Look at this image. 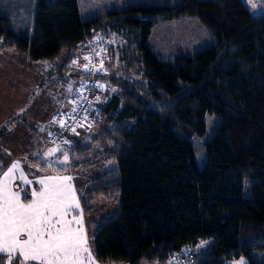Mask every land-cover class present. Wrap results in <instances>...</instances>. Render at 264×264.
<instances>
[{
	"label": "trees",
	"instance_id": "16d2710c",
	"mask_svg": "<svg viewBox=\"0 0 264 264\" xmlns=\"http://www.w3.org/2000/svg\"><path fill=\"white\" fill-rule=\"evenodd\" d=\"M186 15L197 16L214 43L160 59L149 44L153 27ZM108 32L123 41L114 44ZM94 39L106 43L97 120L71 133L65 148L43 146L58 150L34 161L54 162L58 173L66 165L95 169L80 198L88 216L100 203L117 202L113 212L92 217L96 258L168 264L208 241L194 264L241 256L264 264L251 257L264 250V11L252 14L243 0H178L84 19L78 0H0V48L26 52L31 63L65 68L76 60L84 77L83 50ZM207 113L219 121L200 167L191 136L205 133ZM91 127L97 131L84 142ZM102 162L107 167L98 171Z\"/></svg>",
	"mask_w": 264,
	"mask_h": 264
},
{
	"label": "rangeland",
	"instance_id": "374dc122",
	"mask_svg": "<svg viewBox=\"0 0 264 264\" xmlns=\"http://www.w3.org/2000/svg\"><path fill=\"white\" fill-rule=\"evenodd\" d=\"M176 1L178 0H78V3L82 18L87 19L130 5H170ZM243 1L254 15L264 11V0ZM108 33L109 39L114 44H119L123 41L121 35L117 36L114 33ZM104 34L107 35V33ZM214 41L215 38L210 30L195 15L160 21L153 27L149 38L151 49L160 59L165 61L174 60L179 54H194L211 45ZM29 62L26 52L18 50L5 51L0 48V128L6 126L3 131L4 134L0 137V180L4 179V173L13 164H18L19 167L13 172V177L15 178L11 180V186L14 191L26 189L30 195L32 189L40 191L39 180L42 178L70 176L72 178L70 183L75 189L79 208L73 207L67 218L71 219L73 216L79 218L82 215L88 247L91 249L94 260H97L95 259L93 243L94 226L91 221L92 217L100 218L113 212L118 208L117 202L105 201L106 204L100 203L97 212H94L92 216H88L83 211L80 198L88 186L87 181L92 176V171L95 169L81 164H79L81 165L80 167L71 168L66 165L68 160L61 163L64 161V158H61L57 163L61 167L66 165L67 169L58 173L54 162H48L45 167H42L40 163L34 161L35 157L47 158V156H50L48 155V150L42 147L37 148L35 145H41L40 142L43 135L48 133L49 127H52V122L49 120L50 117L54 120L57 113L62 111L61 107L57 106V103H59L60 98H66V95L72 89L77 88V80L71 77L70 72H65V78L63 79L64 74H62L60 67L56 68V65H52L50 61L32 63L34 65ZM73 65L76 64L71 62L72 71L75 70ZM116 67H118V64L112 68L113 72ZM104 81L105 87H107L108 80L105 79ZM106 91L102 100H106ZM109 91L113 92L114 87H111ZM205 118L207 122L205 133L191 136L195 148L196 161L200 167H203L206 161L205 141L212 135L214 127L219 121V117L215 114L207 113ZM53 125H55V122H53ZM96 127H91L90 131L83 135L85 136L84 142L90 143L91 136L97 131ZM52 149L57 148L53 147ZM48 165H52V167L55 165L56 171L50 170L51 168ZM106 167L107 164L102 162L98 165V171L104 170ZM21 172H23L27 180L32 181L31 184H27L20 179ZM23 195L25 193L22 191L21 201L23 203L31 202L32 197L24 199ZM243 195L245 197L250 195L249 179H246L244 183ZM100 207L102 208L100 209ZM73 227H77V225L74 224ZM207 244L208 241L199 242L197 248H203ZM251 257L256 261L264 262V250H252ZM241 260H243V264H248L249 258L241 256L236 259H226L222 264H240ZM116 263L124 264L120 261ZM2 264H8V254H4ZM12 264H18V262L13 260ZM31 264H35V262H31Z\"/></svg>",
	"mask_w": 264,
	"mask_h": 264
},
{
	"label": "snow or ice",
	"instance_id": "6c2138e0",
	"mask_svg": "<svg viewBox=\"0 0 264 264\" xmlns=\"http://www.w3.org/2000/svg\"><path fill=\"white\" fill-rule=\"evenodd\" d=\"M55 151L57 149H50L48 155ZM67 160L65 155L61 163ZM18 167L13 164L0 180V264L4 254H8V264L13 260L18 264H95L82 215L67 218L73 207L79 208L75 189L70 183L72 178L40 179V191L32 189V200L25 204L21 201V192L28 195L27 190L14 191L11 186V180L15 178L13 172ZM20 179L32 183L23 172ZM74 224L77 227H73Z\"/></svg>",
	"mask_w": 264,
	"mask_h": 264
},
{
	"label": "built area",
	"instance_id": "2783aa9c",
	"mask_svg": "<svg viewBox=\"0 0 264 264\" xmlns=\"http://www.w3.org/2000/svg\"><path fill=\"white\" fill-rule=\"evenodd\" d=\"M86 44L83 50L84 57L89 58L85 59L86 76L80 78L77 88L69 96L71 110L55 116V130L45 143L46 147L55 145L65 148L71 133L88 129L99 115L96 104L103 93V84L98 75L104 72L106 43L94 39ZM197 251V246H193L173 254L168 264H194Z\"/></svg>",
	"mask_w": 264,
	"mask_h": 264
},
{
	"label": "crops",
	"instance_id": "0c3cea01",
	"mask_svg": "<svg viewBox=\"0 0 264 264\" xmlns=\"http://www.w3.org/2000/svg\"><path fill=\"white\" fill-rule=\"evenodd\" d=\"M31 65H34V64H32L31 62H29ZM51 63V62H50ZM58 63V61H55V62H53V64H57ZM75 66V70L74 71H72L71 69H72V66H71V62H70V66L68 65L67 67H63V68H61L60 67V69L62 70V74H64L63 75V79L65 78V72H70L71 73V77L72 78H74V79H76L77 80V85H78V83H79V80H80V78H81V76H82V73L80 72V70H78V67L76 66V65H73V67ZM71 67V68H70ZM69 69V70H68ZM75 90V88L74 89H72V91L71 92H69L67 95H66V98H64V97H62V98H60V100H59V103H57V106L60 108L61 107V110L62 111H66V110H68V109H70L71 107V104H70V102H69V96H70V94L73 92ZM58 111H59V109H57ZM62 111H59V112H62ZM49 120H51V122H52V127H49L50 129H49V131H48V133L47 134H45V135H43V137H42V139H41V145H35V146H37V148H40V147H43L44 145H45V143L50 139V137H51V135H52V133H53V130H54V127H55V125H53V122H54V120H52V117H50V119ZM39 130V129H38ZM40 131V130H39ZM38 131V132H39ZM202 242V241H201ZM96 257V256H95ZM95 259H97V258H95ZM95 261V264H118V263H116V262H110V261H107V262H101V261H99L98 259L97 260H94ZM125 264V263H124ZM152 264H157V263H152Z\"/></svg>",
	"mask_w": 264,
	"mask_h": 264
},
{
	"label": "bare ground",
	"instance_id": "6f19581e",
	"mask_svg": "<svg viewBox=\"0 0 264 264\" xmlns=\"http://www.w3.org/2000/svg\"><path fill=\"white\" fill-rule=\"evenodd\" d=\"M70 107H71V106H70ZM69 110H71V108H70ZM69 110H66V111H69ZM66 111H64V112H66Z\"/></svg>",
	"mask_w": 264,
	"mask_h": 264
}]
</instances>
